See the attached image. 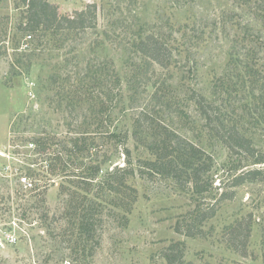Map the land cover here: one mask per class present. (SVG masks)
<instances>
[{
  "label": "rangeland",
  "instance_id": "rangeland-1",
  "mask_svg": "<svg viewBox=\"0 0 264 264\" xmlns=\"http://www.w3.org/2000/svg\"><path fill=\"white\" fill-rule=\"evenodd\" d=\"M50 1L62 14L95 3L98 24L28 38L17 27L24 4L0 0V264H168L173 242L184 244L185 264H264V180L230 186L264 163L242 161L235 170L238 157L190 98L204 94L264 150L262 0ZM150 34L172 50L164 66L138 48ZM137 120L144 134L151 122L164 124L210 154V190L195 195L169 178L136 175L131 207L103 191L97 182L126 164L127 147L135 167L153 157L132 134ZM73 174L96 176L92 189L78 187ZM23 176L38 189L26 190ZM86 198L98 208L89 240L74 211ZM216 200L201 235H186L198 202L208 209ZM248 228L241 254L230 238L242 246Z\"/></svg>",
  "mask_w": 264,
  "mask_h": 264
},
{
  "label": "trees",
  "instance_id": "trees-1",
  "mask_svg": "<svg viewBox=\"0 0 264 264\" xmlns=\"http://www.w3.org/2000/svg\"><path fill=\"white\" fill-rule=\"evenodd\" d=\"M249 1L247 0L246 3H249ZM20 2L24 4L26 11L22 22L17 27L19 31L32 35V37L33 33L45 34L53 32L54 34H62L64 32H82L95 28L98 24V7L95 3L88 4L84 9L75 10L72 14H62L58 6L50 0H20ZM255 6L261 9L257 12L256 17L264 23V0L255 4ZM138 48L145 56L162 66L169 63L173 57L172 50L168 45L154 34L142 39L138 44ZM256 55H258L257 52L254 53L255 57ZM247 67L250 69L248 71L250 75L259 78V75H255L254 68L251 66ZM190 98L196 103L199 112L205 117L209 131L222 141L233 155L238 157V165L234 168L235 170L239 169L242 161L256 165L264 163V150L258 149L254 141L242 133L236 124L228 122L220 106L208 101L204 94L195 90L190 94ZM137 122L138 120L135 123L132 134L138 143H142L149 149L153 157L139 158L137 167H135L131 157V150L127 147L126 164L108 171L97 182L103 191L108 190L116 194L122 207H125V205H127L126 207H131L138 199V189L130 183V180L134 179L136 175L142 178L156 175L169 178L179 185L182 190H186V186L191 187L195 195H203L210 190L212 186L211 171L214 165L210 154L164 124L155 125L156 122H151V128L147 129L148 133L144 134V132L140 131V125ZM124 143L127 144V139ZM66 171L63 170L61 175H66ZM33 175L34 173H31V176ZM73 176H76L79 180L77 186L86 191L92 189V183L96 179V176L89 174L81 177L78 174H73ZM257 180H264V170L259 166H254L247 170L243 169L233 176L230 186L237 187L246 182ZM32 181L34 182V180ZM33 189H38L37 184L30 190ZM225 196L226 194L223 193L219 200L225 198ZM217 203L218 200L208 209H203L198 202L195 213H192V221L188 224L189 220H186L188 221L186 223L187 231L184 233L190 237L201 235L202 229L200 226L204 221L216 214ZM74 211L78 219L77 228L81 233L86 234L89 240L98 225L96 202L92 198H86L83 202L74 206ZM240 223L238 222L231 229V233L240 227ZM178 231L182 230L179 229ZM250 231V228H248L242 246L230 238L233 248L241 254H245L247 251ZM184 251L183 243L173 242L164 253L167 263L185 264Z\"/></svg>",
  "mask_w": 264,
  "mask_h": 264
},
{
  "label": "built area",
  "instance_id": "built-area-1",
  "mask_svg": "<svg viewBox=\"0 0 264 264\" xmlns=\"http://www.w3.org/2000/svg\"><path fill=\"white\" fill-rule=\"evenodd\" d=\"M27 37L32 38V35H27ZM30 146L33 147V143H31ZM20 179H22V183L26 190H30L35 186L34 182L28 176L20 177Z\"/></svg>",
  "mask_w": 264,
  "mask_h": 264
}]
</instances>
